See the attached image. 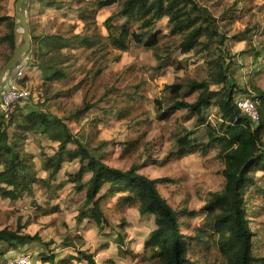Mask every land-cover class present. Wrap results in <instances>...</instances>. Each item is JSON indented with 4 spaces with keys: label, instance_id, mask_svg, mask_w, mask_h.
Wrapping results in <instances>:
<instances>
[{
    "label": "rangeland",
    "instance_id": "374dc122",
    "mask_svg": "<svg viewBox=\"0 0 264 264\" xmlns=\"http://www.w3.org/2000/svg\"><path fill=\"white\" fill-rule=\"evenodd\" d=\"M51 1H23L31 45L23 54L22 84L29 96L18 102L10 120L3 122L9 135H14L15 122L21 119L19 113L38 109L60 118L74 138L107 164L122 169L136 164L139 172L157 179L155 185L160 195L179 211L182 234L188 242L189 260L185 264H222L217 235L204 224L203 207L209 193L223 187V160L215 147L206 154L185 155H178L175 148L176 136L185 130L193 131L190 137L195 141H207L206 123L215 124L219 110L211 104L201 110L163 111L157 101L167 107L170 99L177 96L166 88L172 83L183 85L179 95L188 101L197 96V91L187 92L185 85L189 80H210L211 88L219 87L211 74V60L219 57L237 86L235 100L244 96L258 102L253 86L264 89V0H195L215 17L223 37L219 47L214 43L209 49L196 45L183 51L177 47L180 34L169 33L168 18L162 17L154 28L159 39L155 48L135 42L126 50L107 46L104 59L95 62L93 56H88L89 50L80 46L49 48L39 41L44 35L93 32L92 25L85 28L79 18L82 0H53L58 4ZM14 2L0 0V14L14 15ZM118 7L117 0L105 3L95 15V30L106 34L103 21ZM131 26L135 28V24ZM7 32L5 22L0 23V37ZM21 42L18 29L16 44ZM11 53L8 41L0 40V66ZM157 54L167 59L161 68L156 67ZM55 61L56 66L64 69V78L46 76L54 71L48 64ZM99 65L102 67L97 72ZM86 104L91 106L83 111ZM14 139L33 154L36 175L44 180L17 199L0 195V228L38 235L41 240L16 244L0 241V264H13L12 260L22 254L29 257L31 264H47L39 259L45 253H54L56 260L63 259L75 253V248L65 245L67 241L93 253L99 264H155L144 247L154 228L152 214H140L137 205L121 201L120 196L125 193L117 191L99 200L107 219L99 228L88 217H80L85 190L69 180L68 174L79 169L78 157L63 153L59 170L50 177L47 157L58 150L59 141L41 131H26ZM75 147L73 142L65 145L69 150ZM254 173L256 184L264 185V171ZM88 175L85 173L83 180ZM106 188L104 185L99 195ZM256 192L255 186L245 192L251 205L247 217L251 219L248 221L254 252L264 255V208H258L263 197ZM61 264L85 263L70 260Z\"/></svg>",
    "mask_w": 264,
    "mask_h": 264
},
{
    "label": "trees",
    "instance_id": "16d2710c",
    "mask_svg": "<svg viewBox=\"0 0 264 264\" xmlns=\"http://www.w3.org/2000/svg\"><path fill=\"white\" fill-rule=\"evenodd\" d=\"M82 1L83 4L78 6L79 18L85 28L88 29L92 25L93 32L81 31L69 36L44 35L39 37V41L50 46L49 48L80 46L89 50L88 56H93L95 62L97 59H104L107 54L104 49L107 46L126 50L131 42H135L147 48H155L159 40L158 33L154 30L155 25L162 17H167L169 33L180 34L177 47L183 51H188L196 45L209 49L214 43L216 47L223 43L215 17L195 0H117L119 7L103 21L106 34L95 30L97 27L95 15L110 0ZM51 2L58 4L53 0ZM117 18H122L123 21L114 23L113 20ZM15 21L14 15L0 14V23L5 22L8 28V32L1 35L0 40H7L12 52L18 46ZM132 24H135L134 29ZM157 58L159 60L156 67H163L167 59L160 58L158 54ZM48 65L54 68L52 73H46L48 78L65 77L64 69L56 66V61ZM211 65L213 82L220 84L219 87L211 88L210 80H189L185 85L188 88L187 92L197 91V96L194 101H188L179 95L183 85L172 83L166 85V88L177 96L170 99L167 107H163L160 100L157 102L163 111L165 108L166 110L178 108L201 110L211 104L217 106L219 118L216 119L215 124L206 123L208 140L197 142L190 137L193 131L185 130L175 138L176 152L178 155L194 152L206 154L212 147L218 149L224 164L221 170L224 184L220 190L209 193L203 207L204 224L217 235L218 247L223 258L222 264H264V255L254 252V242L251 239L253 232L249 228L250 221H248L251 219L247 217L251 205L245 199L246 190L255 186L256 193H260L263 197L258 208H264V185H257L254 179L255 170L264 171V89L253 86L254 97L258 100L255 102L258 120L252 121L236 104L234 93L238 89L228 77L223 61L216 57L211 60ZM101 67V65L97 67V72ZM90 106L86 104L83 111ZM0 115L2 117L0 118L1 196L17 199L24 193H30L35 183L44 180L36 175L33 154L24 150L20 142L14 138H20L26 131L49 133L52 139L59 141L58 150L47 157L46 165L50 166V177H54L59 170L63 153L79 159V169L75 173H69L68 176L78 189L85 190L80 217L86 216L99 228L103 227L107 219L103 214L100 198L113 195L117 191L124 192L125 194L120 196L121 201L136 204L140 214L153 215L154 228L144 241V247L149 251V257L156 260L155 264L188 262V242L182 234L179 211L173 209L160 195L155 185L157 179L149 178L139 172L136 164H131L126 169L107 164L91 154L79 140L74 138L60 118L46 111L30 109L26 113H19L21 119L15 122L12 137L3 123L5 121L3 114ZM68 142L75 143V149H66L65 145ZM85 173L89 175L83 180ZM104 185H107V188L103 195H99ZM34 240L41 239L38 235L20 233L7 227L0 228V241L16 244ZM65 245L75 248V253L60 260L55 259L54 253H45L39 256L40 262L61 264L76 260L84 261L85 264H99L94 254L87 249L77 248L71 241H67Z\"/></svg>",
    "mask_w": 264,
    "mask_h": 264
},
{
    "label": "built area",
    "instance_id": "2783aa9c",
    "mask_svg": "<svg viewBox=\"0 0 264 264\" xmlns=\"http://www.w3.org/2000/svg\"><path fill=\"white\" fill-rule=\"evenodd\" d=\"M24 56L12 69L8 70L0 82V113L7 119L12 114L15 105L29 96V90L23 86L22 78L25 68ZM240 110L247 114L252 121L258 120V109L254 100L248 97H239L236 100ZM13 264H31L27 255H18L12 260Z\"/></svg>",
    "mask_w": 264,
    "mask_h": 264
},
{
    "label": "water",
    "instance_id": "95a60500",
    "mask_svg": "<svg viewBox=\"0 0 264 264\" xmlns=\"http://www.w3.org/2000/svg\"><path fill=\"white\" fill-rule=\"evenodd\" d=\"M23 1L24 0H15L14 2V16L16 17L15 27L17 30H20L22 42L13 50L11 55L0 66V82L4 77V74L20 62L23 54L29 50L31 45L27 18L22 8Z\"/></svg>",
    "mask_w": 264,
    "mask_h": 264
}]
</instances>
